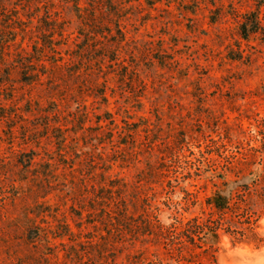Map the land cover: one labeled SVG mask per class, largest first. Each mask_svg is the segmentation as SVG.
<instances>
[{"label":"rangeland","instance_id":"1","mask_svg":"<svg viewBox=\"0 0 264 264\" xmlns=\"http://www.w3.org/2000/svg\"><path fill=\"white\" fill-rule=\"evenodd\" d=\"M262 167L264 0H0V264H177L157 224Z\"/></svg>","mask_w":264,"mask_h":264},{"label":"trees","instance_id":"2","mask_svg":"<svg viewBox=\"0 0 264 264\" xmlns=\"http://www.w3.org/2000/svg\"><path fill=\"white\" fill-rule=\"evenodd\" d=\"M254 149L258 150L257 147ZM242 155L244 158L248 157L245 153ZM225 158V167L230 168L235 156L232 154ZM251 161L252 159L248 157L242 164L246 166ZM253 172L256 174L251 182L240 183L237 185L238 188L226 194L224 187H227L229 179L224 172L218 174L220 182L213 183L214 188L206 199V204L211 210L207 215H192L179 227L171 224L166 230L161 223L157 224L159 230L165 234V245H170L171 249L176 251L177 264H220L215 253L220 247L223 233L231 236L233 244L252 243L255 248L264 246V235L257 230L260 226L258 221L264 215V192L257 194V199L251 194L254 186L258 184L264 186V168L262 167L260 172ZM201 254H204L206 260L200 258ZM137 262L162 264L160 261L146 259Z\"/></svg>","mask_w":264,"mask_h":264}]
</instances>
